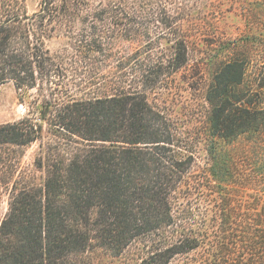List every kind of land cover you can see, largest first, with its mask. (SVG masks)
<instances>
[{"label": "trees", "instance_id": "obj_1", "mask_svg": "<svg viewBox=\"0 0 264 264\" xmlns=\"http://www.w3.org/2000/svg\"><path fill=\"white\" fill-rule=\"evenodd\" d=\"M9 6L0 8V85L13 81L18 88L47 90L42 109L53 113V124L69 137L63 136L67 141L49 148L45 161H39L46 167L44 184L24 186L13 194L0 226V264H85L80 257L92 248L119 253L141 237L170 238L171 254L195 249V238H264V214L260 219L238 217L223 205L201 214L186 200L175 201L178 189L190 190L200 182L188 175L192 150L181 142L171 120L138 90L146 76L158 71L156 64L133 69L139 71L137 85L131 79L115 92L60 96L65 56L53 53L47 40L56 31L52 22L79 11V3L43 0L31 15ZM123 8L114 3L95 11L117 16ZM74 48L82 52L80 46ZM180 52L174 69L186 62V52ZM244 73L238 61L226 62L209 98L205 186L222 202L227 201L233 173L218 139L231 142L264 131V107L241 102L233 94ZM42 130L29 116L2 124L0 144L32 143L41 139ZM200 216L204 223H199ZM234 231L236 237L231 236Z\"/></svg>", "mask_w": 264, "mask_h": 264}, {"label": "rangeland", "instance_id": "obj_2", "mask_svg": "<svg viewBox=\"0 0 264 264\" xmlns=\"http://www.w3.org/2000/svg\"><path fill=\"white\" fill-rule=\"evenodd\" d=\"M42 1L0 0V8L9 3L15 12L31 15ZM71 1L79 3V11L54 20L56 31L47 40L53 53L65 56L66 70L57 93L91 97L115 92V87L132 81L137 85L140 75L134 68L156 64L158 71L146 76L138 90L171 120L181 142L192 150L194 163L188 175L200 182L193 183L192 190L178 189L175 201L186 200L199 213L223 205L238 217L260 219L264 214V131L231 142L218 139L233 173L227 201L212 197L205 185L211 145L209 98L214 95L216 74L226 62L236 60L245 68L243 82L233 94L241 102L264 107V0ZM114 3L124 7L123 13L95 11ZM79 46L82 52L74 48ZM93 48L97 51H90ZM179 51L186 52V62L174 69ZM46 94L40 87L18 88L13 81L0 85V125L29 116L43 126L41 139L32 143L0 144V226L13 194L24 186L44 184L46 167H40L39 161H45L49 148L67 141L63 136L69 137L53 124V113L43 111ZM198 221L204 223L202 216ZM195 239L198 247L178 254L168 251L170 238L141 237L122 252L97 246L80 260L85 264H264V238Z\"/></svg>", "mask_w": 264, "mask_h": 264}]
</instances>
